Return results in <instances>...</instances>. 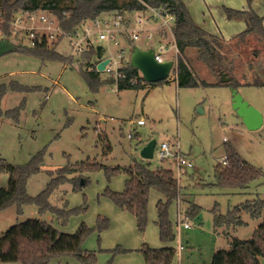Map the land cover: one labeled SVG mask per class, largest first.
<instances>
[{
  "label": "rangeland",
  "instance_id": "obj_1",
  "mask_svg": "<svg viewBox=\"0 0 264 264\" xmlns=\"http://www.w3.org/2000/svg\"><path fill=\"white\" fill-rule=\"evenodd\" d=\"M68 2L60 0L61 5ZM214 3L227 6L230 5L226 3H230L235 5L231 6L234 9L241 7L240 0H194L193 17L190 14L193 21L199 24L201 21L197 20H202L203 12L206 20L218 29L220 26L217 24L219 20ZM208 7L212 15L206 14ZM35 13L34 21L24 12L16 13V18L21 19L17 27L19 39L10 38L16 46H30L26 36L29 27L45 29L49 26L47 32L56 28V19L50 11L38 9ZM41 14L52 23H41ZM150 14L148 11L134 10L126 13L125 19L123 17L124 23L128 24V34H138L133 44L143 49L153 48L165 59L175 60L177 51L169 27L163 24L162 18L151 17ZM104 16L112 21L113 15ZM238 21L223 19L219 32L224 36L231 34V31H235L234 26H238L236 31H239L241 24ZM84 23L78 27V35L73 37L80 41L82 47L89 45L85 38V32H88L91 43L109 45L116 58L121 48L129 56L126 36L122 38L117 33L119 44L115 45L113 41L98 39L92 21ZM69 42L68 38H63L56 51L66 56L72 54V62L41 59L21 50L0 56V85L5 84L9 88L12 84H19L29 89L9 88L1 99L0 107L3 110L23 105L17 120L0 119V160L24 164L33 155L42 152L41 171L28 177L27 193L37 195L51 177L58 176L63 182L49 195V201L59 208L74 211L66 219H61L50 212L40 213L33 204L24 205L21 212L12 205L0 211V233L35 218L46 221L61 233L72 234L81 224L93 227L99 216L107 217L109 226L101 231L94 230L81 245L83 249L95 253L97 264H146L139 251L144 243L153 248L174 247L171 264H211L214 253L228 250L234 238H250L254 230L264 223V208L256 216L241 209V224H218L216 217L228 216L235 207L243 208L248 202L264 199V121L258 129H248L232 107L230 87H178L174 69L166 79H171L167 83L144 81L139 88L122 90L106 82L107 73L100 71L102 83L97 90L91 89L82 74L86 63L78 57L74 47H69ZM235 48L231 49L239 54L232 59L235 77L241 82L264 81V44L250 36L244 45ZM230 51L227 53L232 57ZM192 55V49H189L188 56ZM189 63L197 78L204 81L211 79L204 63L193 60ZM247 63L249 67L252 64L253 71L247 68ZM237 89L264 118V86L241 85ZM139 118L144 120V124L136 123ZM128 134L133 137L129 138ZM151 138L156 139L157 146L163 141L168 142L172 151H179L193 165L178 174L174 158L161 159L155 150L153 157L147 160L152 169L172 168L184 193L181 199H173L169 206L175 238L168 242L160 240L156 224V203L158 199L165 200L163 192L150 189L147 223L145 229L139 231L136 219L130 212L116 207L110 198L102 195L107 187L114 191L123 190L128 177L125 171L121 170L110 179L104 167L89 171H61L62 166L88 159L104 166L128 167L141 158L139 140L146 143ZM226 144L233 145L244 160L260 169L262 176L244 190L202 188L198 183L214 182V166L222 161ZM8 179V173H0V187H5ZM79 183L81 187L76 189ZM191 202L201 208L200 222L186 215ZM179 220L189 227L184 228ZM48 264L85 263L62 255L51 259Z\"/></svg>",
  "mask_w": 264,
  "mask_h": 264
},
{
  "label": "trees",
  "instance_id": "obj_2",
  "mask_svg": "<svg viewBox=\"0 0 264 264\" xmlns=\"http://www.w3.org/2000/svg\"><path fill=\"white\" fill-rule=\"evenodd\" d=\"M252 1L247 0L249 5L247 9L222 7V11L228 19L242 20L246 24L245 29L233 37L230 42H226L199 27L191 18L183 0H69L64 5H61L60 0H0V37H12L14 32L12 21L18 11L48 10L56 19L61 31L57 39L54 40V44L49 46L43 39L35 46L18 45L17 50L33 54L41 59L52 58L72 62V54L61 55L56 49L64 36L73 35L85 21L97 20L105 14L115 16L118 13L125 16L126 13L134 10L152 13V9L162 8L174 17V27L171 31L178 51L174 68L178 87H196L198 85H227L231 88H238L241 85L264 86V81L261 79L241 82L233 73L234 61L232 59H235L234 55H239L235 51V47L244 45L250 36H254L259 43L264 44V15H259L251 8ZM122 33L123 37L126 36L125 40L130 51L134 45V39L127 30ZM233 47L235 50H231ZM187 48L195 49V59L207 66L215 76L214 82H205L197 78L189 65L190 58L186 53ZM228 51L231 52L232 57L228 55ZM77 55L86 63L82 71L85 82L91 89L97 90L102 82L99 76L100 71L96 69V44L83 47V50ZM257 55L258 52L255 56ZM248 65L249 63H247V68L253 71L252 64L250 67ZM221 72L230 77L229 81L220 80ZM124 75L116 82L111 77H107L105 81L111 84L116 83L118 90L139 88L144 84L140 72L129 62L124 68ZM166 81L162 80L156 84ZM9 88L29 90L19 84H12ZM9 88L5 84L0 85V102ZM22 105L7 110L0 107V119L6 117L17 120ZM142 141L139 140L140 143ZM42 154L40 152L33 155L24 164L16 165L5 159L0 160V173L9 174L8 184L5 187H0V211L14 205L17 211L21 212L24 205L33 204L38 207L40 213L50 212L61 219H66L74 211L59 208L49 201V195L63 182V179H59L58 176L51 177L46 187L37 195L31 196L27 193L28 177L41 171ZM224 156L227 164L217 163L214 166V182L198 183L202 188L244 190L253 180L262 176V171L244 160L233 145L226 144L224 146ZM101 167H104L108 179L121 170L128 175L122 191H114L107 187L102 195L110 198L116 207L130 212L136 219L139 231H143L147 223L150 189L153 188L164 193L165 200L158 199L156 203V224L160 240L163 242L172 241L175 234L169 218V206L173 199H181L184 194L173 169L165 167L152 169L146 159L140 158L128 167L104 166L95 160L88 159L62 166L61 171L65 173L75 169L89 171ZM80 187L79 183L76 189ZM262 208H264V199L248 202L243 205V208L235 207L228 216L218 215L216 222L218 224H241L242 220L239 215L241 209L256 216L260 214ZM200 211V206L191 202L186 209V215L195 217ZM108 226L109 219L99 216L95 226L89 227L81 224L76 232L69 234L59 232L46 221L35 218L27 219L0 233V264H48L51 259L62 255L75 257L85 264H97L95 253L83 249L81 245L83 240L94 230L101 231ZM139 251L142 252L146 264H171L175 255L173 247L153 248L146 243L141 246ZM211 264H264V223L254 230L250 238H234L230 242L228 250L215 252Z\"/></svg>",
  "mask_w": 264,
  "mask_h": 264
},
{
  "label": "built area",
  "instance_id": "obj_3",
  "mask_svg": "<svg viewBox=\"0 0 264 264\" xmlns=\"http://www.w3.org/2000/svg\"><path fill=\"white\" fill-rule=\"evenodd\" d=\"M151 12H152V16L162 18L163 24L167 25L168 27H169L168 20H170V22L174 21V17L172 15H169L168 13H166V11H164L162 8L161 9H152ZM24 13L28 14V18L31 21L35 20V14H36L35 12L26 11ZM123 17L125 19L124 15L117 13V14H115V16L112 17V21H110L105 16L100 17L99 19L92 21L94 28H95V31L98 34V39L99 40L107 39L108 42L113 41V43L115 45H118L119 42L116 38V34L118 33L120 36H122V32L127 30L126 27L128 26V24L126 25V23H124L125 20L123 21ZM39 19L41 20V23H52V21L48 20L47 17L43 14H41L39 16ZM20 21H21V19H17L16 16H15L14 20L12 21V25L14 27V32H13L12 37L16 38V39L18 38L17 32L19 30L17 29V27H18V22H20ZM83 24H85V23H83ZM46 29L48 30L49 26H46L45 29H44V27H41L38 29H36L35 27H29L27 29V33H26V36L29 40V45L35 46L37 42H42V40L44 39V40H46V43L49 46H51L52 43L54 42V40L57 39V37H58L59 33H61V31L59 30L58 25H56V28L53 31L47 32ZM76 35H78L77 32H75L73 35H66V36H64V38H68L70 40L69 47H74L75 50L77 51L76 54H78L83 50V47L81 46L80 41H76L73 39V37ZM131 36L134 40L138 38V34H135V33L132 34ZM148 37H150V35H148ZM85 38H87L88 44H93L89 40V33L88 32H85ZM103 47L105 50L103 53V58L108 57L109 61L105 64L102 71L106 72L108 77L113 78L116 82L120 77L125 76L124 75V68L127 65V63L129 62V56L126 55L127 51L125 49L121 48L119 53H118V57H117L118 59H117L115 56L112 55V51H111L109 45H107V46L103 45ZM175 48L177 51V47H175ZM161 50H162V48H161ZM128 52H130V51L128 50ZM106 53H108V55H106ZM155 59L158 62L165 60L163 55L157 51H155ZM97 62H98V60H97ZM97 62H96V64H97ZM175 66H176V61H175ZM175 66H174V68H175ZM115 85H116V83H115ZM136 123L138 125H142V124H144V120L139 118L136 120ZM131 136H132V134H128L129 138H131ZM155 151L158 153V156L161 159H165V158H169V157L174 158V163L176 165L178 174H180V171L184 170L185 168H191L193 166L191 161L188 160V158L184 157L178 151H172L170 149L169 143L166 141L161 142L159 146H157V143H156ZM221 163L224 165L227 164L225 156L222 157ZM181 221L182 220L178 221L180 225H182L184 228L189 227V225L187 223L182 224ZM180 248H181V246H180Z\"/></svg>",
  "mask_w": 264,
  "mask_h": 264
},
{
  "label": "water",
  "instance_id": "obj_4",
  "mask_svg": "<svg viewBox=\"0 0 264 264\" xmlns=\"http://www.w3.org/2000/svg\"><path fill=\"white\" fill-rule=\"evenodd\" d=\"M174 25H172V28ZM17 50L14 44L8 37H0V56ZM104 47L102 44L96 45V69L102 71L109 58H103ZM129 63L132 67L136 68L143 77L144 81L148 83H156L168 79L171 70L175 66V61L172 59H165L158 62L155 59V50L153 48L143 49L137 45H133L129 54ZM220 80L223 82L229 81L230 77L226 73L221 72ZM231 101L232 107L241 117L245 126L250 130L258 129L264 118L261 112L254 106L249 104L247 100L240 94L237 88H231ZM202 110V109H201ZM156 145V139L151 138L139 148V156L143 159L149 160L153 157ZM83 184V180L81 181ZM202 214L198 213L195 216L197 222L201 221Z\"/></svg>",
  "mask_w": 264,
  "mask_h": 264
},
{
  "label": "crops",
  "instance_id": "obj_5",
  "mask_svg": "<svg viewBox=\"0 0 264 264\" xmlns=\"http://www.w3.org/2000/svg\"><path fill=\"white\" fill-rule=\"evenodd\" d=\"M223 2V1H222ZM226 2V1H225ZM193 3H194V0H189V1H187V0H185V4H186V6H187V8H189V14H191V16H192V14H193V7H194V5H193ZM226 4H228V5H230V6H227V5H224V4H220L219 5V3H214V5H213V8H215L216 10H217V17H218V20H219V22L217 23V24H219V26L221 27V22H223V19H225L226 21H232V22H234V21H237V20H230V19H228L227 17H226V15L223 13V11H222V7L223 6H227V7H230V8H233V7H231V6H235V5H233V4H230V3H226ZM240 4H241V7H240V9H247L248 8V3H247V0H240ZM250 6H251V8L256 12V13H258L259 15H264V0H253L252 2H251V4H250ZM190 7H191V9H190ZM206 14H211L212 15V13H211V10H210V8L208 7V8H206ZM151 15V14H150ZM151 17H152V15H151ZM193 17V16H192ZM205 17V13H203L202 12V20H197V22H200L199 24H197L199 27H201L203 30H205L206 32H208V33H210V34H213V35H216L217 37H219V38H221V39H223V40H225L226 42H230L231 40H232V38L233 37H235L237 34H239L241 31H243L244 29H245V27H246V24H245V22L244 21H242V20H239L238 22L241 24V28L239 29V31H236V30H238L237 28H238V26H234L233 28L235 29V31H231L232 33L231 34H227V35H222V33L221 32H219V29H220V27H218V29L217 28H215L214 27V25H213V23L212 22H209V21H207L206 20V17ZM155 20V19H154ZM169 24V29H170V31H171V29H172V25H174V23L173 22H170V23H168ZM233 29V30H234ZM171 34H172V31H171ZM172 36H173V34H172ZM122 38H124L123 37V33H122V36H121ZM173 39H174V37H173ZM174 46L176 47V43H175V40H174ZM189 49L191 50L192 49V56L191 57H189L190 58V60H193V61H197L198 62V60H196L195 59V52H194V49L193 48H187V50H186V53H187V55H188V52H189ZM176 58H177V53H176ZM176 58H175V60L174 61H176ZM165 59V58H164ZM200 62V61H199ZM190 65V64H189ZM191 66V65H190ZM192 68V67H191ZM174 69V68H173ZM204 71V70H203ZM205 72V71H204ZM210 72V71H209ZM206 73V72H205ZM210 75H211V79L209 80V81H205V82H214L215 81V76L210 72ZM174 78H175V75H174ZM171 79H169V80H167L166 81V83L167 82H169ZM176 80V79H175ZM177 83V82H176ZM144 85V84H143ZM143 85H141V86H143ZM224 86H227V85H224ZM229 87V86H228ZM231 88V87H230ZM143 144H145L144 143V141H142L141 143H139V145H138V148H140ZM179 152V151H178ZM180 153V152H179ZM181 154V153H180ZM183 155V154H182ZM184 156V155H183ZM185 157V156H184ZM181 246V245H180ZM174 248V247H173ZM175 249V248H174Z\"/></svg>",
  "mask_w": 264,
  "mask_h": 264
}]
</instances>
